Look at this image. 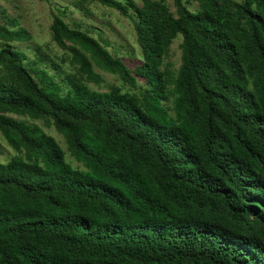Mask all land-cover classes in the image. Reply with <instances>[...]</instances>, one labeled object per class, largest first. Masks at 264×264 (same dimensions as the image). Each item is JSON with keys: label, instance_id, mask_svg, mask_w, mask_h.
Segmentation results:
<instances>
[{"label": "trees", "instance_id": "16d2710c", "mask_svg": "<svg viewBox=\"0 0 264 264\" xmlns=\"http://www.w3.org/2000/svg\"><path fill=\"white\" fill-rule=\"evenodd\" d=\"M92 1L133 23V73L65 10L51 40L89 81L95 68L143 80L144 107L83 84L63 93L0 49V134L21 154L0 163V264H264V0H174L175 17L151 0ZM177 35L172 116L161 66ZM0 39L30 36L0 25ZM8 114L51 121L84 169Z\"/></svg>", "mask_w": 264, "mask_h": 264}, {"label": "rangeland", "instance_id": "374dc122", "mask_svg": "<svg viewBox=\"0 0 264 264\" xmlns=\"http://www.w3.org/2000/svg\"><path fill=\"white\" fill-rule=\"evenodd\" d=\"M138 7H142L140 0H131ZM164 4L171 17H175L174 0H151ZM243 3L244 0H234ZM188 9L198 11L196 3H189ZM57 10H65V21L72 25L79 24L89 36L101 42L103 47L115 58L120 59L133 73L140 64L141 54L136 44L134 27L131 20L121 16L118 12L100 6L92 0H0V25L11 30H25L30 36L27 42L3 41L0 39V49L11 48L24 54V65L36 82V69L44 70L66 93L75 84H83L95 92H119L132 98L138 105L144 107L145 97L148 95L146 83L137 79L136 86L130 87L121 82L117 76L105 73L99 69L94 72L100 78L99 82L89 81L79 72L76 64L71 62L68 51L60 49L51 40L49 27ZM15 19L16 26L11 20ZM181 35H177L166 51L161 70L166 77L168 100L163 106L174 116L173 104L175 96L172 84L176 78L180 64ZM1 75V74H0ZM251 89V88H250ZM8 116L37 126L45 134L52 137L64 153L65 161L72 168L83 170L67 150L65 139L58 133L51 121L45 118H32L8 114ZM21 154L12 150L0 134V163H7L10 159Z\"/></svg>", "mask_w": 264, "mask_h": 264}]
</instances>
